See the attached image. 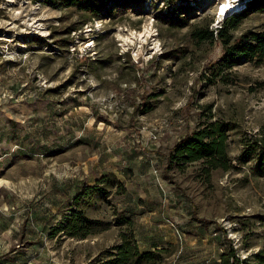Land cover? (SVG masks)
<instances>
[{
    "label": "rangeland",
    "instance_id": "obj_1",
    "mask_svg": "<svg viewBox=\"0 0 264 264\" xmlns=\"http://www.w3.org/2000/svg\"><path fill=\"white\" fill-rule=\"evenodd\" d=\"M169 2L0 0V264H104L130 233L151 264H264V59L191 37L217 0ZM214 122L228 169L168 166Z\"/></svg>",
    "mask_w": 264,
    "mask_h": 264
},
{
    "label": "trees",
    "instance_id": "obj_2",
    "mask_svg": "<svg viewBox=\"0 0 264 264\" xmlns=\"http://www.w3.org/2000/svg\"><path fill=\"white\" fill-rule=\"evenodd\" d=\"M170 3L169 0H163ZM244 2L242 9L224 18L222 26L216 30L208 29V23L202 29L194 27L190 35L201 43L203 41H212L217 38L223 46L224 53L231 55L236 52L242 53L247 59L255 58V62L260 63L264 59V31L251 32L248 36L245 34L239 38H234L229 30L235 29L239 22L248 15L264 11V0H241ZM245 39L253 40L255 43H248L245 48L240 51L238 44ZM226 133L223 126L214 123H208L204 126L195 127L189 133L184 135L172 148L168 154V166L175 164H187L190 162L202 160L206 166L205 170L209 169H228L227 154H226ZM114 223L117 225L128 224L131 226L133 221L130 218L124 217L123 214H118ZM70 229L78 230L85 228L81 221H70L67 225ZM85 233L81 237H84ZM114 253L104 264H140L142 261L146 264L156 262L158 256L156 251H141L134 235L123 234L121 241L113 248ZM223 264H245L233 253L230 255H222Z\"/></svg>",
    "mask_w": 264,
    "mask_h": 264
},
{
    "label": "bare ground",
    "instance_id": "obj_3",
    "mask_svg": "<svg viewBox=\"0 0 264 264\" xmlns=\"http://www.w3.org/2000/svg\"><path fill=\"white\" fill-rule=\"evenodd\" d=\"M240 3V8L243 7L242 3L240 2V0H217V4L214 6L215 9V15H217L219 17H222L221 19L223 20V18H225L226 15H228V13L235 11L236 9H238V4ZM213 7V8H214ZM217 22H219V18L217 19ZM151 35L150 34V29L149 28H144V30L142 32H132L131 36H126L128 39L129 38H143V37H147Z\"/></svg>",
    "mask_w": 264,
    "mask_h": 264
},
{
    "label": "built area",
    "instance_id": "obj_4",
    "mask_svg": "<svg viewBox=\"0 0 264 264\" xmlns=\"http://www.w3.org/2000/svg\"><path fill=\"white\" fill-rule=\"evenodd\" d=\"M241 1V0H240ZM244 4V2H242V5Z\"/></svg>",
    "mask_w": 264,
    "mask_h": 264
},
{
    "label": "crops",
    "instance_id": "obj_5",
    "mask_svg": "<svg viewBox=\"0 0 264 264\" xmlns=\"http://www.w3.org/2000/svg\"><path fill=\"white\" fill-rule=\"evenodd\" d=\"M140 248V247H139Z\"/></svg>",
    "mask_w": 264,
    "mask_h": 264
}]
</instances>
